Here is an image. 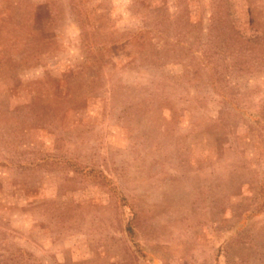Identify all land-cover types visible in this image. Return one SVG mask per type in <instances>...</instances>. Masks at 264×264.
Listing matches in <instances>:
<instances>
[{
	"label": "rangeland",
	"instance_id": "rangeland-1",
	"mask_svg": "<svg viewBox=\"0 0 264 264\" xmlns=\"http://www.w3.org/2000/svg\"><path fill=\"white\" fill-rule=\"evenodd\" d=\"M0 264H264V0H0Z\"/></svg>",
	"mask_w": 264,
	"mask_h": 264
}]
</instances>
